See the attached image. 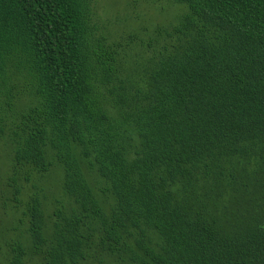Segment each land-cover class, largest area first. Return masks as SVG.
<instances>
[{
	"label": "trees",
	"instance_id": "16d2710c",
	"mask_svg": "<svg viewBox=\"0 0 264 264\" xmlns=\"http://www.w3.org/2000/svg\"><path fill=\"white\" fill-rule=\"evenodd\" d=\"M94 1L0 0V264H264V0H173L125 43ZM54 170L52 215L16 182Z\"/></svg>",
	"mask_w": 264,
	"mask_h": 264
},
{
	"label": "rangeland",
	"instance_id": "374dc122",
	"mask_svg": "<svg viewBox=\"0 0 264 264\" xmlns=\"http://www.w3.org/2000/svg\"><path fill=\"white\" fill-rule=\"evenodd\" d=\"M185 10H188L186 4L173 0H95L93 4L94 21L101 24L103 31L111 37L108 39L110 43H115V39L125 43L124 37L146 38L150 33L153 35L155 26H170L183 15ZM127 44L130 49V46H135L136 42L130 40ZM9 129L6 136L0 139V232L11 228L16 218L11 205H4L5 201L9 204L15 202L13 199L15 184L8 179L12 165L11 149L7 143L10 139ZM57 173L59 174L58 170H54L45 177L32 174L30 179H26V175H20L16 182V185L22 189L19 197L26 199L27 194L40 192L46 201L48 212L52 215L62 202L69 205L60 188V175Z\"/></svg>",
	"mask_w": 264,
	"mask_h": 264
}]
</instances>
